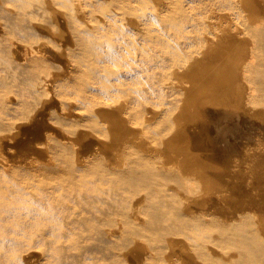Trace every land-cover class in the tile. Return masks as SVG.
<instances>
[{"label": "bare ground", "instance_id": "obj_1", "mask_svg": "<svg viewBox=\"0 0 264 264\" xmlns=\"http://www.w3.org/2000/svg\"><path fill=\"white\" fill-rule=\"evenodd\" d=\"M3 1L5 3H3ZM185 1L186 0H161L162 5L160 7L155 2L152 4L153 1L151 3L150 0H0V6L3 8L2 11L4 10L6 16L14 23L15 30L26 27V29H24L27 35V38L23 40V42H26L24 43L26 53L23 59L27 65L26 68L30 70L31 77L29 80L32 82L30 84L28 82L26 91L28 97L31 95L34 97V100L31 102L29 98L19 97L18 101H15L16 104L13 108L16 110H25L26 115V113H29L27 111L37 107L38 109L34 110L35 113L44 109L52 110L53 107H56L53 102L54 100L46 99L47 101H43V95H40L43 94V91L46 94V91L52 88L55 83V85H57L60 80L57 71L58 67L53 69H56L54 72L50 71L54 65H50L49 67L41 54L40 43L48 45V39H46L47 36H44V39L41 38L40 34L44 31L55 33V35L59 33L60 38L65 43V47L67 44L70 46L65 50L64 57H54L58 60L59 64L66 62L71 66L74 71L70 72L73 74H71L74 81V83H72L74 88L76 87L78 91L76 90L77 93L74 96H70L67 80L65 82L63 80L61 85L58 84V88L55 89V91L57 96H60L59 98H61L60 100L64 107L70 104L77 108V112L82 116L83 124H80L81 122L79 123L78 120H74V124H67L68 126H66L68 128L65 127V120H68L69 117L68 115H63V113L61 114V112H58L56 108L53 109L54 118L64 116L62 117L64 119L60 117L58 118L60 120H55V122L60 123L59 127L64 125V127L67 128L65 130L63 127V133L65 134L78 135L79 137L88 134L92 136V138H97V140L100 139L101 152H103V155L105 154V158L110 162V164L107 165L98 155H96V157L100 159L94 161L97 162L99 166L95 162V164L87 163L86 165H81L80 163V165L76 166V163L74 164L75 159L73 163L72 161H70V163L67 161L69 166H66L71 174H76V171L81 169L84 171L82 175H89L90 178L100 180V184L97 185L96 188L87 184V179L83 180L81 178L78 182L74 183L72 177H65L62 179L64 181L61 182H56L58 180L53 179L54 181L48 182L46 186L45 184L47 181L43 182L45 180L44 178H42L43 181H40L39 179L41 177L38 176V178L36 175L29 173L27 175L24 173L26 175V177L24 176L26 180L21 176L24 178L21 181L20 179L17 180V176L11 172V174L16 177L14 178L15 180H12L13 178H8L9 173H7V169L1 167L0 230L5 231L10 228L1 226L2 223H14L11 225L12 228H14V234L10 237L4 235L3 241H7L10 238L12 241L22 243L30 238L28 243H31L33 240L32 235H26V233L20 235L19 230L22 228L21 219L24 221L32 212L34 213V220H39L48 216L49 212L47 210L37 209L34 206V201L32 203H30L28 199L24 201L26 199L25 195L31 192L30 189L33 191L30 194H36L34 197L38 199L49 198V196L54 199H62V190L66 188L64 187L65 185H68L72 186V188L75 187L78 190L81 189L86 191L84 192L86 195L92 196L95 199L93 200L91 198L92 201L97 202L95 210L98 213L97 215L92 213L94 216L105 218L107 215H113L115 213L113 220L117 223L124 224L123 234L126 232L132 234L129 236L133 238L137 236L139 238L148 239L150 252L159 250L161 247L159 241L162 245L163 243H167L169 241V235L175 234L179 236L183 234L184 238L189 242V248L195 250L197 257H200L206 264L212 262V257L208 256L210 254L207 253L209 251H207L208 245L211 244L212 246H216V244L222 243L221 241L223 240H227V243L232 245L229 247V250L234 247V249L239 251V254H242L244 249L249 251L251 258L246 260L247 264L249 262V264H264V258H261L260 262L255 258V256H259L264 252V237L260 235L261 233H259V230H262H258V226L256 227L257 230L247 228L249 226L245 225H249L250 223L242 224L245 219H239L238 215L236 217L240 222L238 220L237 222H232L231 219L229 220L231 222L228 223V214L225 218L227 223L220 224L218 222V224L215 218L213 221L210 219H208L210 220L208 221V217H204L203 214L200 215L199 211V215H196V213V216H194L193 213V216L188 217L183 214L184 211L188 212L190 210L186 211L188 205H184V208L180 204V201H183L186 196L188 198V194L192 195L190 190L198 184V181H194L195 184L191 183V185H189V181L195 176L193 173L196 171H191L194 176L191 175L193 177H188L190 165H182L185 167L184 169L182 167L180 168V164L179 166L175 165L177 161H174L181 160L184 154L180 147L183 137L179 132L172 135L173 131L177 128L179 129L183 111L188 104L196 102L198 96L204 93V86L212 84L210 89L214 91H209L207 89L208 92H213L215 94L218 92V95L230 96L231 93H235L236 83H238V45L235 34L229 29L221 27L216 28L215 25H213L215 29L209 30L210 32L206 30L210 29L209 27L205 29L206 31H199L198 24H205L208 20L207 18L211 19L212 17H207V15L206 17H203L204 15H200L201 17L197 16L195 8L193 6H185ZM162 7H165V9H162ZM236 8H232L230 13L235 14L238 19V9ZM210 19L209 21L211 22L212 20ZM53 21L60 24V30L55 27L54 29L53 26L50 25ZM213 23L216 24V21H213ZM252 24H245L247 31L249 33L251 31L254 32L255 36L264 40V22ZM24 29L21 31L25 32ZM38 30L41 31L40 34L37 32ZM18 37L21 39V36ZM2 52H0V60L5 59V55ZM60 53L63 55V51ZM250 57L252 56L250 55ZM46 58L49 59L48 57ZM248 58L246 61H249ZM124 59L127 61L126 65L122 63ZM129 60L137 64L133 66ZM219 60H222L223 64L220 63ZM12 62L13 60L11 63ZM249 62L252 64L254 60L253 62ZM1 63L2 62H0V64ZM49 64H51V62ZM15 65L16 67L18 66L17 64ZM21 65L23 66V64ZM21 65L18 67L21 68ZM151 65L161 70V82H159V85L162 86L161 89L159 85L156 86L151 82L148 83L142 74L147 73V77L150 78L151 75L148 74V69H154ZM47 66L49 70H47ZM144 66L145 68H143ZM9 69L11 71L10 67ZM60 69L61 64L58 70L60 71ZM129 76L132 79L134 78L135 82L128 80ZM187 81H189L188 88L185 85ZM165 87L171 90L172 96H174L173 98L170 97V100L159 105L148 98L150 97V93L155 94L158 90L161 91ZM65 88L67 89L65 90ZM96 91L99 93L98 95H100V97L97 96V98L93 99L94 101L91 102L90 99H92ZM206 93L203 96H205ZM45 94L43 97L46 96ZM87 103H89V105H87ZM177 105L179 106V111L177 114H174L175 112L173 109H175ZM143 109L146 110L144 112L148 114H144ZM31 111L33 112V110ZM231 115H227L224 119H228ZM26 118H28V116ZM18 121L17 119L3 116L0 111V131L6 130L11 132L10 130L21 125L18 124ZM63 122L65 124H62ZM219 123L223 125L224 122L221 123L218 121V124ZM231 123L235 124L237 122H229V124ZM220 124L218 126L222 129L224 125L221 127ZM153 125L156 126L154 127ZM159 125H161L162 128H160L161 126ZM166 125L169 127H166ZM226 127L227 126H225V128ZM164 128H167V130L170 128L171 130L165 131ZM217 128L218 127H215V130ZM202 130L203 133L206 131L204 128ZM228 130L230 131L231 129ZM7 133L4 134V138L7 137ZM206 134H208V132H206ZM202 135L203 134H201V136ZM50 136L52 135L49 134L48 138L52 140V143L51 141L49 144L47 143L48 147L54 150L53 152L57 157L64 158L67 153L63 151L69 150L66 149L69 147L68 143L55 136L53 138ZM207 136L208 140L210 138V133ZM8 137L11 136L9 135ZM191 141V145L200 144V141L196 137H192ZM97 148L99 149V144ZM72 149L73 147L71 150ZM98 149L97 151L100 152ZM92 154L94 155L93 152ZM75 155L76 154L73 156ZM93 158L95 159V157ZM90 160H88V162ZM85 162L86 161L82 163ZM170 163H173V165H170ZM58 165H60V163ZM66 166L63 168L66 169ZM192 168L196 167L193 166ZM3 169L5 172H3ZM198 171L199 173L201 172L199 169ZM16 172L17 170L15 174ZM17 175L19 176L18 173ZM197 178L195 177L196 180H198ZM201 178H203V176ZM42 182L45 183L44 185L46 187L49 186V190L51 191L49 194H47L49 191L43 193L38 190L39 187L41 188V185L43 186ZM191 182H193V180ZM192 184L194 187H192ZM190 186L192 188H190L185 197L180 194L183 200L181 198L179 201L180 195L178 196L179 193H177L176 190L178 189L179 192H181L180 188L183 190L182 188H188ZM202 186L203 185L200 187L203 188ZM27 188L29 192L26 190ZM186 188H184L185 194ZM196 189L194 190L197 191ZM199 191L200 190H198V192ZM203 191L205 192V189ZM80 192H78V195L82 193ZM133 194L142 195L141 198L144 199V203L138 207L136 212H133V206L135 204ZM195 198L196 197H194L193 200L196 201L197 199ZM185 201L183 203H187ZM197 201L196 207H200L203 203L200 204L199 199ZM190 202L189 200V203ZM196 207L194 204V208ZM3 208L8 209V215L2 216L1 210ZM84 208L85 207L80 204L74 205L72 206V211L68 215H65L64 218L68 217L71 221L78 223H90L92 216L85 214ZM230 209L229 213H231ZM236 209L234 212H236ZM192 210L194 209L192 208ZM173 213L175 215H173ZM233 213L231 214L234 217L237 212ZM209 217L212 219L211 216ZM250 219L251 217L248 220ZM210 224L211 226L212 224L215 226L217 224V226H219V228L215 229L216 231L218 230L216 232L217 234L214 233V230V234L208 231L207 228H210ZM60 227L64 229L62 225H60ZM205 228L208 232H200L201 234H198L199 237L198 235L197 237L195 236L199 232L196 230L199 229L202 231L205 230ZM212 228L209 230L211 231ZM101 231L103 236L110 239L111 235L108 232V228ZM89 234L92 235L91 230H88V232L82 231L72 240V243H68L66 240H60L58 244L61 248L71 251L75 248V245H78L82 240L89 237ZM154 240L159 241L157 242ZM223 242L225 243V241ZM170 246L172 254L177 253L176 250L180 247L174 241L169 243L168 247L170 248ZM223 249L224 247L221 253H224L223 251L225 250L227 251V249ZM234 249H232V251ZM228 252L230 253V251ZM79 253L80 249L72 251V254ZM179 253H181V250ZM227 253L224 254L227 255ZM42 254L56 257L55 252L46 249L42 250ZM231 254L233 255V253ZM231 254H228L227 257ZM178 256L181 257L182 254H178ZM222 256L224 257V255ZM4 257L0 249V264H19L15 254L12 257ZM214 257L217 258L215 255ZM179 260H176L177 264H183ZM229 260H226L227 263L229 261L228 264H238V255ZM164 262L162 261L158 264H169ZM220 262L222 263V260H220L219 263ZM83 264L92 263L84 262Z\"/></svg>", "mask_w": 264, "mask_h": 264}, {"label": "rangeland", "instance_id": "obj_2", "mask_svg": "<svg viewBox=\"0 0 264 264\" xmlns=\"http://www.w3.org/2000/svg\"><path fill=\"white\" fill-rule=\"evenodd\" d=\"M150 1L151 3L153 1L152 4H154L155 2L160 7L162 5L161 0H150ZM234 1L233 0H227V2L226 0H186L185 1L186 3L185 6H193L195 8V10L197 11L196 12L197 16L204 15L203 17H206L207 15V17L209 16L212 17L211 19L207 18L208 19L206 22L207 25L206 23L202 25L198 24L199 31L200 30L211 31L213 28L215 29L216 26V28L221 27V28L229 29L233 31V33L235 34V38L237 40V45H238V83H236L237 86L236 89L234 90L235 93H231L230 96L218 95V92L216 94L213 92H208L207 89L209 91H214L213 89H210L212 84L206 85L207 87L204 86L203 87V89H205L204 93L201 94V96H198L196 102L189 103L188 106L183 111L180 127L179 129L177 128L176 130H174L172 135H174L176 132H179L182 135L183 138H182V142L180 143V147L184 155L181 160H175V161L173 160V161L174 162L177 161L175 165L179 166L180 164L181 165L180 168L182 167L183 169L185 168L183 167L184 164L191 166L188 177L189 176L193 177L194 175L195 176L191 178V181L193 180V182L189 181L190 183L189 185H191V183H194V181L195 182L198 181V184L196 183L197 185H195V187L197 186L196 188H200V189H196L192 184L193 185L192 187L194 188H192L191 186L188 188H186L187 186L184 187L188 189V190L185 189L186 194L184 192V188H182L183 190H181L180 188V191L181 192L183 191L182 193L179 192L178 189L176 190V192L179 193L178 196L181 194L185 197L188 194L190 188H192L193 192L195 191L194 189L197 190L194 192V195L192 190H190L191 191L190 193H192V195L188 194V198L186 196L184 200L183 197H181V195L180 198L178 199L180 201L182 198L183 201H180L181 202L180 204L184 208L185 206L188 205L186 211L188 210L191 211L192 208L194 209L191 212L184 211L183 214L185 216L187 215L186 217L193 216L192 213L194 214V216L203 214L204 217L206 218L208 217L207 220L210 219L213 221V219L215 218L217 223L219 222L220 224H222L225 222L227 223V221H225V218L229 214V216L230 215L231 216L230 217L227 216L228 223H230L231 221L237 222V220L239 221V219L242 220L245 219L244 222H242L241 220L242 224L250 223L249 225H245V226H249L247 228H251V230L252 228L256 229V227L258 226L257 229L262 230V231L259 230V233H261L260 235L264 237L263 235L264 233V40H261L260 38L255 36L254 32L252 31L249 33L245 28V24L248 25V23L255 24L257 22H262V21L264 22V0H234ZM3 3L5 2L3 1ZM236 3H237V8H236ZM232 8L238 9V19L235 14L230 13V10H232ZM2 9H3L2 6H0V52H2L3 50L2 53L5 55L4 56L5 59L0 60V62H2L0 64V111L3 116H7L9 118H14L19 120L18 124L21 125L13 130H10L11 132L6 130L0 131V135L3 136V137L0 136V140L2 139L0 142L1 143L0 170L1 167L7 169V173H9L8 178L11 179L13 178L12 180H15L14 179L16 178L14 177L15 175L17 176V180L20 179L22 181L26 177L25 174L28 175V173L32 175H36V177L38 176L41 177L39 179L40 181H43L42 178H44L45 180L43 182L45 181L47 182L46 184L42 182L43 186L39 184L41 185V188L39 187L38 190H40L43 193L49 191L47 194L51 192L49 190L50 189L49 186L46 187L48 185L47 184L48 182L50 181L53 182L56 179L58 180L56 182L59 181L61 182L64 181L62 179H64L65 177H72L74 183L78 182L81 178L83 180L87 179L88 182L87 184L96 188V186L100 184V180H97L95 178H90L89 175H82L84 174V171H82L81 169L76 171V174L73 173L71 174L68 171L69 169H67L68 168L67 166H69L68 163H70V161H72L73 163L74 159H75L74 164L76 163L75 164L76 166L80 165V163L81 165L83 164L86 165L87 163L93 164L95 161H97L96 159H100L96 157V155L101 157L103 162L109 165L110 162L107 161V158H105L106 157L105 154L103 155V152H101L100 149L101 147L99 142H101V140L100 139L97 140V138H92V136L88 134L80 137L78 135L74 136V135L65 134L63 133L64 125L59 127L60 123L57 122L58 123L57 124L55 122V120L56 121L60 120L58 119L60 117L61 119H64L62 118L64 116H60V117L58 116V118L57 117L54 118L53 116L54 115L53 109L56 108L58 112H61V114L63 113V115L64 114L68 115L69 117L68 120H65L66 124L64 122L62 123L65 124V127H67L69 124H74L75 123L74 120H78L79 123L81 122L80 124H83L82 116L77 112V108L73 107L70 104L64 107L60 100L61 98H59L60 96L59 95L57 96L55 91V89L58 88L57 87L58 84L61 85L63 83V80L64 82L67 80L66 82L69 86L68 89L70 91L69 95L74 96L77 93L76 92L77 88L76 87L74 88L73 86L74 81L71 76L72 73H70L73 71V69L68 63L63 62L60 63L61 69L63 70L62 71L60 69L61 71L60 73V71L58 70L60 64L58 60L55 59L56 56H58V58L64 57L65 50L70 45L67 44L65 47V43L60 38L59 33L58 34L56 33L57 35H55V33L53 34L49 31H44L42 34H40L41 31L39 30L37 31L38 34H40L41 38L44 39V36L45 37L47 36L46 39H48V45H45L44 43H40V50L42 51L41 54L43 58H45L44 60L46 61L49 67L50 65L51 66L54 65L52 69H50V71L54 72L56 69L55 70L53 69L55 67L56 68L58 67L57 71L59 73L60 80L57 83V85H55L56 84L55 83L52 86V88H49L46 91V94L44 91L42 92L43 94H40L43 96L44 94L46 95L45 97L42 96L43 101H45L46 99L54 100L53 102L56 107H53L52 110L44 109L38 113H35L34 111L37 110L38 107L35 109H30V111H27L30 114L26 113V115L28 116V118H26L27 116L25 115V110H18V109L16 110L13 108V106L16 104L15 101L17 102L19 97L29 98L31 102H33L34 100L33 96L29 95L28 97L26 91L28 82L29 84L32 82L31 80H29L31 77L30 70L26 68L27 65L25 64V60L23 59V56L26 53L25 44H24L26 42H23V40L27 38L26 37L27 35L25 34L26 27H22V29L20 28L21 30L25 28L24 29L25 32L21 31L20 29L15 30L14 23L9 19V17L6 16L5 11L4 10L2 11ZM162 9H165V7H162ZM209 19L212 20L211 21L212 23L209 21ZM213 21H216V24H214L215 22L213 23ZM55 22L54 21L52 23L50 22L51 23L50 25H52L53 28L55 27L56 29L57 28L61 29L60 24H58L57 22L56 24ZM202 26H204L205 28ZM208 27L210 29H206ZM14 31L17 33H15ZM17 35L21 36V39ZM14 44L17 45L15 46ZM51 45H55V46H51ZM62 51H63V55L60 53ZM250 55L252 57L255 55L254 56L255 59L254 57L253 58L250 57ZM46 57H48L51 60L47 59ZM243 57L246 59H244ZM247 58L251 62H253L254 60V62L251 64L249 61H246ZM10 60L11 61L13 60V62L11 63ZM219 61L220 63H222V60ZM50 62L51 64H49ZM129 62H131L133 66L137 64V63H133L131 60H129ZM122 63L126 65L127 61L124 59ZM15 64H17L18 66L23 64V66L21 65L22 67L20 68L18 66L16 67ZM151 66L153 68L155 67L154 65ZM9 67L11 68V71ZM49 67L47 68V70H49ZM143 68H145V66ZM160 71L161 70L157 68L154 69L149 68L148 74L151 75L150 78L147 77V73H142V74L144 75L148 83L151 82L157 86L159 85V82H161ZM128 80L135 82L134 78L132 79L130 78V76ZM185 85L188 88L189 81H187ZM159 87L160 89L162 88V86L160 85ZM66 89L67 88H65V90ZM171 92H172L171 90L165 87L161 91L158 90L155 94L150 93L151 95L149 94L150 97L148 98L152 100L154 103L162 105L163 102L165 103L166 101L174 97L172 96ZM205 93L206 95L203 96ZM98 94L99 93L96 91L92 96V99H90V101L91 102L94 101L93 99L97 98V96L100 97V95ZM51 97H53L54 99ZM87 105H89V103H87ZM31 110H33V112ZM173 110L175 112L174 114H177L179 111V106L177 105V107ZM144 111L146 110L143 109V112ZM228 113L230 115L232 114L231 115L232 117L230 116L228 117V119H224L226 118L227 115L229 116ZM144 114H148V113L144 112ZM222 117L224 120L222 119ZM221 119L226 124H224ZM218 121L223 123L224 126L219 123L221 127L223 126L222 129L218 126L219 125ZM232 121H234V123L235 122L237 123L229 124V122ZM153 126L155 127L156 125ZM162 126L160 128H162ZM214 126L218 128L215 130ZM225 126L227 127L225 128ZM65 127L64 129L66 130L68 127L67 128ZM166 127L169 126L166 125ZM203 128L204 130H206L204 131V133L202 130ZM164 129L165 131L171 130L170 128H168V130L167 128ZM228 129L231 130L229 131ZM4 132L6 133L8 132L7 137L9 135L11 137L4 138V134H6ZM206 132H208V134L210 133L209 136L210 138L208 140H207L208 134H206ZM49 134L52 135L50 136L52 138L55 136L59 139H62L64 142L68 143L70 148L68 147L66 149H69L70 153L69 150L66 151L64 150L63 152L67 153L65 157L64 158L57 157L56 154H54L53 152L54 150L48 147L50 141L52 143V140L48 138ZM201 134L203 135L201 136ZM192 137H196L200 141V144L191 145ZM229 139L231 141L233 140L231 145H230L231 141ZM98 144H99V149L97 148ZM72 147L73 149L71 150ZM233 148L235 149V151ZM97 149L100 150V152L97 151ZM94 151L97 152L95 153ZM92 152L94 153V155L92 154ZM74 154L76 155L73 156ZM93 157H95V159ZM88 158H90L91 160ZM88 160L90 161L88 162ZM78 161H82V162L86 161V162L82 163ZM57 163L58 164L60 163V165H58ZM170 165H173V163L172 164L170 163ZM65 166L67 170L63 168ZM193 166L196 168H192ZM198 169L202 172V173L200 172L202 175L199 173ZM16 170L17 172L15 174ZM191 171L192 172L195 171L196 174L193 173L194 174L193 175ZM3 172H5L4 169ZM11 172L14 175H12ZM17 173L19 174V176L17 175ZM21 176L23 177L25 176V177L23 178ZM202 176L203 178H201ZM195 177L196 178L198 177L197 178L198 180H196ZM201 185H203L202 186L203 188L200 187ZM64 187L66 188H63L64 190H62L63 193L61 197L62 199H57V198L54 199L51 198L50 196L49 198L38 199L34 197V195L36 194L34 195L30 194L33 192L32 189H30L31 192H29L28 188L26 189L29 193L25 195L26 199L24 201H26L27 199L30 203L34 201L33 202L34 206L37 209L44 211L47 210L49 214L45 218L34 220L33 218L34 213L32 212L30 213L29 217H26L24 221L23 219H21L22 228L19 230L20 235L24 233H26V235H32L33 240L31 243H28L30 238H28L27 241L22 243L12 241L10 238L7 241H3L2 239L4 235L10 237L14 234L13 232L14 228H12L11 226L14 223H6V224L2 223L1 226H6V228L10 227L5 231L0 230V243H1L0 249L2 251L3 256L12 257L15 254L18 258L19 264H83L84 262L85 263L89 262L92 264H158L161 263L162 261L163 262L165 261L169 264H177L176 260L179 259H180L179 261L182 262L183 264H206L204 263V261L200 259V257H197L195 250L189 248L190 247L189 242H187L183 234H181L182 236L181 235L178 236L175 234L169 235L168 237L169 241L165 244L163 243V245L159 240H154L157 242L159 241L160 246L163 247L162 248L160 247L158 251L150 252L148 239L142 237L139 238L137 236H135L136 238L135 237L133 238L132 236H129L132 234H128L126 232H124L123 234L124 224L117 223L113 220L115 213L113 215L109 214L105 218H99L97 216H94L93 214L97 215L98 213L95 210V206L97 205V202L92 201V199L93 200L95 199L92 196L86 195L84 193L86 191H83L81 189L78 190L75 187L72 188V186H68V185H65ZM204 189L205 192L203 191ZM198 190L200 191L198 192ZM78 192H80L81 194L78 195ZM141 197L142 195L133 194V199L135 201V204L133 206V212H136L138 207H140L144 203V199ZM194 197H196L195 199L197 200L199 199L200 204L203 203L202 205L198 203L200 207L199 206L196 207L198 201L196 200L197 201L196 202L195 200H193ZM189 200L192 202V203L190 202L192 206L189 203ZM184 201L187 203H183ZM73 204L74 205L80 204L85 207L84 213L92 216L90 219V223L88 222L78 223L71 221L68 217L64 218L65 215H68L72 211V206H74ZM194 204L195 207L198 209L194 208ZM233 208L235 209L237 208L236 212L239 214L234 212L235 209ZM229 209L231 213L233 212L236 213L234 217L232 216L231 213H229ZM1 212L3 214L2 216L9 214L7 208H3ZM241 213L243 216L241 215ZM173 215L175 214L173 213ZM237 215L239 216V219L236 217ZM209 216H211L212 219ZM248 217L249 218L251 217V219L248 220L249 219ZM214 224H212L213 228L210 224V228H212L211 231L209 230L210 228L206 227L209 232H212V234L216 233L218 230L216 231L215 229L219 228L217 224H216L217 227ZM60 225H62L64 229H62ZM106 228H108V232L111 235L110 239L101 234L102 233L101 230H104ZM206 228L205 230L202 231H200L199 229L196 230L197 232L198 231L199 232L195 236L197 237V235L200 232L205 233V231H207ZM88 230H91L92 235L89 234V237L82 240L78 245H75V248H73L71 251L61 248L60 245L58 244V241L60 240H66L68 243H72V240L76 238L79 232L82 231L88 232ZM172 241H174L178 246H180L179 247L180 249L176 247L177 248L176 251L179 255L182 254L181 257L178 256L177 253L172 254L171 246L170 248L168 247L169 243H171ZM223 241H225V243ZM223 241H221L223 244L222 243L220 244L222 246L223 245L226 246V247L223 246L224 249H227V251L226 250L223 251L225 254L228 251H230V253L228 252L227 255L231 253H233V255L231 254L232 257L234 256L236 257V255H238V264H245V263L247 264L246 260L251 258V254L249 253V251L244 249L243 253L239 254V251L234 249L233 247L232 248L234 249L233 251L235 253L237 251L238 253L235 254L231 248H230L231 250H229V247L232 245H229L227 243V240H223ZM190 242L192 243L191 240ZM226 243L228 244V247ZM220 244H216V246L217 245L221 246ZM208 246H207L208 247L207 251L208 250L209 251L207 253L210 254L208 256L212 257V262L207 264L229 263L230 261L229 259H231L232 257L231 255L227 257V255H225L224 253H221L223 248L222 246H221L222 248L220 247L221 249L218 248L219 246H217L216 248V246H212L211 244ZM212 247L215 249H213ZM43 249H46L51 252H55L56 257H50L49 255L46 256L42 254ZM75 249H80V253L72 254V251H74ZM180 250L181 253H179ZM220 253L224 255V257ZM214 255L217 258H215ZM255 258L256 260H258V262H260L261 258L262 259L264 258V252L259 256H255ZM216 260L219 261L222 260V263L221 262L219 263V261ZM226 260H229L228 263Z\"/></svg>", "mask_w": 264, "mask_h": 264}]
</instances>
